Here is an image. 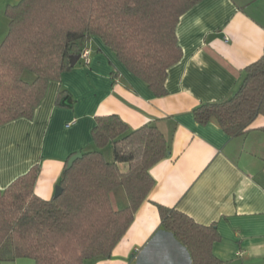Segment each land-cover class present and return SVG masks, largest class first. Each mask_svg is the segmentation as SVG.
<instances>
[{
	"label": "crops",
	"instance_id": "obj_1",
	"mask_svg": "<svg viewBox=\"0 0 264 264\" xmlns=\"http://www.w3.org/2000/svg\"><path fill=\"white\" fill-rule=\"evenodd\" d=\"M21 1L0 0V11ZM176 34L183 57L169 69L162 98L92 38L83 47L90 65L79 61L51 81L32 119L0 127V190L39 166L35 195L53 199L71 157L96 150L98 117L117 116L131 131L155 125L169 144L167 157L150 170L155 186L111 257L93 264H192L188 249L161 227L158 206L216 225L221 240L213 253L224 263L264 264V116L230 138L215 120L201 125L193 114L231 98L246 68L264 56V0H202L180 18ZM103 152L111 159L110 147ZM113 202L117 210L128 206L123 189Z\"/></svg>",
	"mask_w": 264,
	"mask_h": 264
},
{
	"label": "trees",
	"instance_id": "obj_2",
	"mask_svg": "<svg viewBox=\"0 0 264 264\" xmlns=\"http://www.w3.org/2000/svg\"><path fill=\"white\" fill-rule=\"evenodd\" d=\"M201 1L22 0L7 7L9 33L0 46V127L32 119L48 84L74 68L72 57L94 37L156 97L167 96L168 71L183 57L177 25ZM26 73L34 76L32 82L24 79ZM193 114L201 125L215 120L230 138L245 135L264 116V56L246 68L231 98L203 104ZM92 137L96 150L84 152L70 169L66 163L60 196L45 201L35 195L39 166L0 190V262L93 264L111 257L153 190L150 170L167 157L169 144L155 125L131 131L117 116L98 117ZM107 147L112 159L103 152ZM118 189L128 200L122 210L113 202ZM158 209L161 227L188 249L192 264H226L213 253L221 240L216 225H199L173 208Z\"/></svg>",
	"mask_w": 264,
	"mask_h": 264
},
{
	"label": "water",
	"instance_id": "obj_3",
	"mask_svg": "<svg viewBox=\"0 0 264 264\" xmlns=\"http://www.w3.org/2000/svg\"><path fill=\"white\" fill-rule=\"evenodd\" d=\"M79 61H80V55L72 57V59L70 61L71 66L75 67L78 64ZM81 158H82V154L81 153H78V154L74 155L73 157H71V159L68 161V169H70L74 165V163L77 160L81 159ZM61 193H62V188L60 186H57L56 187L55 197L60 196ZM230 264H243V263H242L241 260H237V261H234V262H232Z\"/></svg>",
	"mask_w": 264,
	"mask_h": 264
},
{
	"label": "rangeland",
	"instance_id": "obj_4",
	"mask_svg": "<svg viewBox=\"0 0 264 264\" xmlns=\"http://www.w3.org/2000/svg\"><path fill=\"white\" fill-rule=\"evenodd\" d=\"M5 12H6L5 9H4V11H0V34L5 32L4 36L6 37V35H8V33H9V19L6 17ZM3 40H5V39H2V41H0L1 45L4 42ZM30 77L33 78L34 76L32 74L26 73L24 76V79L29 80ZM105 153H106L107 158L110 159V156L107 155V152H105ZM111 159H112V155H111Z\"/></svg>",
	"mask_w": 264,
	"mask_h": 264
},
{
	"label": "built area",
	"instance_id": "obj_5",
	"mask_svg": "<svg viewBox=\"0 0 264 264\" xmlns=\"http://www.w3.org/2000/svg\"><path fill=\"white\" fill-rule=\"evenodd\" d=\"M80 61L83 62L84 65H90L91 62V54L89 50H83L80 54Z\"/></svg>",
	"mask_w": 264,
	"mask_h": 264
}]
</instances>
